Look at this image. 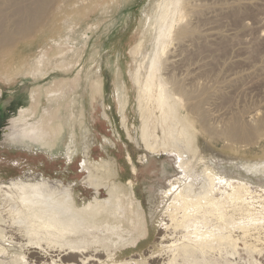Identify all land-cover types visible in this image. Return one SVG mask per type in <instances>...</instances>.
Returning <instances> with one entry per match:
<instances>
[{"label": "rangeland", "instance_id": "374dc122", "mask_svg": "<svg viewBox=\"0 0 264 264\" xmlns=\"http://www.w3.org/2000/svg\"><path fill=\"white\" fill-rule=\"evenodd\" d=\"M80 1L57 26L29 36L14 28L15 46L0 47V182L36 175L54 198H70L68 224L50 247L26 210L19 216V204L0 200V264H264V131L247 145L207 132L264 111V0ZM155 38L166 90L179 99L175 82L192 76L213 97L208 129L182 98L177 106L194 133L190 147L178 121L162 129L156 110L140 111L134 78ZM28 86L39 92L33 110L22 96ZM51 100L49 146L25 145L15 132L33 128ZM154 124L150 152L142 137Z\"/></svg>", "mask_w": 264, "mask_h": 264}, {"label": "bare ground", "instance_id": "6f19581e", "mask_svg": "<svg viewBox=\"0 0 264 264\" xmlns=\"http://www.w3.org/2000/svg\"><path fill=\"white\" fill-rule=\"evenodd\" d=\"M58 1L59 0H0V47L12 48L15 46L13 45L14 40L16 39L14 28L15 29L18 28L17 30L19 34L29 36L36 30V28L45 29L47 28V26L49 27L57 26L58 23L62 20L63 14L67 12L69 9L75 10L76 13L80 12L79 8L76 9L77 5H79L81 2L80 0H60L59 2ZM85 9L87 8L85 7ZM184 31L185 30L183 29L181 34H185ZM215 34L216 33H211V35H215ZM153 42L154 43H152V46H153L152 54L150 55V57L149 55L147 56L148 58H146V62L142 61L141 68L140 70L137 69L138 71L136 72L138 73L135 75V78H134V82L136 83V85L139 87V90H140L139 91L140 96L138 100L141 106L144 105V108L142 106V109H140V111L142 115L146 116L147 114L146 109L148 110L151 109V111L156 110L155 112L156 118L154 119L152 118V119L153 120L158 119L160 121V125L163 126L162 129L166 127L167 125L171 126L172 123H175L176 121H178V125H181V129L179 128L180 131L178 130L179 135L181 138L184 139V142L187 145L186 147H190V145H192L191 143L194 141L193 140L194 138L191 135L192 133L191 132L192 130L190 129L191 124L188 122V119H184L183 118L184 116L182 117L181 114H180L181 117H179L177 106L179 105V102L182 101L183 99V101L185 102L186 110L194 118L193 121L195 120L197 122H200L203 126L202 127L203 129L204 127L208 129V127H206L207 125H205V122L206 120L208 122L209 120L208 116L211 117L210 108H212L211 106H213L214 104L213 97L205 99V97H203L204 88L201 87L202 85L201 82L196 81V78L191 76L189 77V79L186 78L188 82H185L183 79L182 80L185 83L181 81L175 82L174 90H175V93L179 95V99L176 100L175 98L176 96L172 95L171 92L166 90V83L164 82V80H162V76H159L157 74V70L161 64V58L159 55H156V50H160L163 44L161 46H158L159 48H157L156 38H155V41ZM142 47H143V42L141 41L139 44H137L135 48L132 49L133 56H136L138 54L140 55V50ZM170 63L172 64L173 68L178 67L182 63V57L181 56L175 57ZM262 67H263L262 69H264V66ZM143 68L146 73L144 76L142 74ZM253 72L254 71H250L248 72V74H252ZM139 73H140V76H139ZM139 77H143V78H139ZM63 88H64V83L60 87L58 86V88L51 87L52 89L51 94L50 93L49 94L52 95L51 97L57 98L58 93L61 94L60 91L63 90ZM142 88H145L146 90L145 97L143 96L141 92ZM245 88L246 87H243L242 89L244 90ZM118 91H119V97L122 98L121 100H123L124 104H126L127 103L126 97L128 95L126 94V87L122 82L119 83ZM22 96L28 100V105L30 106L31 110H33L35 106L38 104V101H39L38 89H35L32 86L31 87L28 86L26 87L25 91L22 92ZM142 96L143 98H145L144 104H142L143 103L141 100ZM140 104H139V107H140ZM53 105H54V100H51L49 107L44 109L41 115H39L35 119L36 120L34 124L35 126L33 128L29 130L25 128V129L15 132V135L20 137L21 140L24 143H26L25 145H28V144L37 145L42 148L45 146H49L50 141L48 142V137L50 136V133H51V131L49 130V125L50 123H52L53 120L50 118V116H48V114L50 113V110L53 108ZM121 105L123 109V104ZM178 109H179V106H178ZM71 114L69 115L71 116ZM72 116L74 117L73 114ZM263 116H264V111L254 110L247 114L246 116L247 119L245 118L246 120L244 118L233 119L225 123L226 126L224 129L221 128L222 130L221 129L219 130L217 128H214L215 126H213V128L212 129L210 128L211 130H207V132H209V135L212 136L213 140L216 139L217 141H220L222 139H227L231 141L232 143L233 142L234 143L236 142L239 144L245 143L246 145L252 144L255 139L253 137L261 133L262 131H264V117ZM212 117L213 119L216 118L217 120L221 119V115L219 114L218 115L212 114ZM26 118L27 116L22 117V119L25 121H26ZM59 119L60 118H58L57 120ZM16 121L17 120H14L13 123ZM63 123L64 122L62 121L59 123L60 128H61V125H63ZM208 124L210 125V123ZM150 125L151 124H146L145 128L147 127L148 129H150ZM171 127L175 128L174 126H171ZM153 128H154V132L153 133L151 132L152 134H150L149 132L148 135H147L148 130L144 129L143 131L146 130V133L143 132V137H142L144 140L145 148L147 147L150 152H156V148H157L156 143L154 141L155 140L154 137L156 135L155 133L157 130V127L155 130V124ZM170 131L171 130H169V132ZM157 136L158 135H156V138ZM194 148L195 147H193V151L195 153ZM190 149L192 148H189L188 150ZM168 151L171 152L174 150L170 149ZM175 152L180 153L179 151H175ZM180 155L183 156L182 153H180ZM49 185H52V183L36 175H29L28 177L26 176L25 178H22V179L17 178V179L11 180L8 183L0 182V197H1L0 200L5 201L8 205L12 204L11 201L19 204L21 206L17 210V212H19V216L23 215L26 210V212H28L26 224L28 223L27 222L28 219L32 221H36V226L39 229L46 231V235H49V237L45 239L48 247H50L52 240L54 239L58 240L62 238L64 227L68 224L64 220L65 213L68 211V209H66L68 208L66 201H69L70 199L68 196H65L62 198L59 197V199L54 198V193L47 191V188ZM187 204L189 203L187 202ZM199 205H200L199 202L193 201L192 208L197 209ZM188 209L189 207H185L183 209V213H184L183 221H185V219L189 216L187 214ZM8 211L13 214V210L4 209L3 215L7 216ZM51 230H54L55 232H50ZM36 233L39 234V232H36Z\"/></svg>", "mask_w": 264, "mask_h": 264}, {"label": "flooded vegetation", "instance_id": "af4514ba", "mask_svg": "<svg viewBox=\"0 0 264 264\" xmlns=\"http://www.w3.org/2000/svg\"><path fill=\"white\" fill-rule=\"evenodd\" d=\"M16 99V97H11L10 100L11 101H14Z\"/></svg>", "mask_w": 264, "mask_h": 264}]
</instances>
